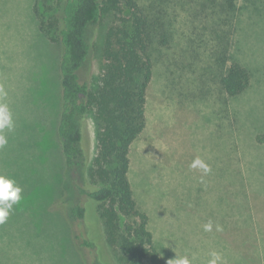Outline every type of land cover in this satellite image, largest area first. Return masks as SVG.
I'll return each mask as SVG.
<instances>
[{"label":"rangeland","instance_id":"1","mask_svg":"<svg viewBox=\"0 0 264 264\" xmlns=\"http://www.w3.org/2000/svg\"><path fill=\"white\" fill-rule=\"evenodd\" d=\"M33 2L0 0V87L7 93L0 102L8 105L15 125L5 130L0 175L22 189L20 202L0 226V264H89L71 226L53 210V202L62 198L64 176L54 137L59 47L54 29L48 35L40 31ZM38 7L52 15L41 2ZM259 8L243 15L231 50L248 68L250 86L228 99L221 115L214 104L219 95L215 72L203 49L196 61H183L175 41L155 63L156 80L146 92L148 125L131 146L127 176L143 210L152 216L161 209L182 213L176 223L166 220L167 227L158 218L152 223L166 262L188 256L192 264H207L216 251L224 264H264V140L258 139L264 138V3ZM191 62L199 66L194 74ZM91 66V75H97L94 58ZM164 68L173 73L166 72L173 79L169 88L168 83L161 88ZM203 82L207 89L199 95ZM83 148L92 159L96 140L90 116L83 120ZM197 157L210 172L190 167ZM195 210L218 216L212 225L222 226V233L213 227L205 231ZM224 214L229 218L220 222Z\"/></svg>","mask_w":264,"mask_h":264},{"label":"trees","instance_id":"2","mask_svg":"<svg viewBox=\"0 0 264 264\" xmlns=\"http://www.w3.org/2000/svg\"><path fill=\"white\" fill-rule=\"evenodd\" d=\"M40 2L52 15H45L38 7ZM262 3L264 0L33 2L31 13L40 31L48 35L54 29L59 47L54 137L64 176L62 198L53 202V210L71 226L75 245L90 256L89 264H167L162 256L165 248L154 237L153 220L158 218L167 227L166 220L176 223L181 212L173 215L171 209L160 208V214L152 216L138 205L127 176L131 146L148 125L146 92L156 80L155 63L175 41L181 44L183 61H196L197 53L206 54L215 72L219 95L214 104L221 115L227 100L241 96L250 86L248 68L231 50L243 15L256 13ZM51 4L54 7L48 8ZM92 58L97 64L95 76L91 75ZM191 67L193 74L198 72L196 63L191 62ZM166 72L173 75L164 68L161 88L164 83L173 86ZM200 87L199 95L207 89L204 82ZM87 116L94 123L96 140V153L90 160L83 148ZM193 214L206 224L219 218L209 212L195 210ZM228 218L224 214L220 222Z\"/></svg>","mask_w":264,"mask_h":264},{"label":"clouds","instance_id":"3","mask_svg":"<svg viewBox=\"0 0 264 264\" xmlns=\"http://www.w3.org/2000/svg\"><path fill=\"white\" fill-rule=\"evenodd\" d=\"M7 93L0 87V96H6ZM14 122L12 119L11 111L6 103L0 102V149H3L8 139L5 135V130L11 132L14 130ZM192 168H200L204 173L210 172L209 166L197 157L190 165ZM22 189L16 186V182L12 179L0 175V224H4L8 219L14 204H18L21 200ZM212 223L204 225L205 231L212 230ZM216 231H223L222 226L216 225ZM211 259L207 264H224L223 256L221 253L213 251L210 253ZM194 259V258H193ZM167 264H192V260L188 256H176L175 259L167 261Z\"/></svg>","mask_w":264,"mask_h":264}]
</instances>
